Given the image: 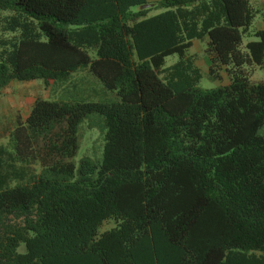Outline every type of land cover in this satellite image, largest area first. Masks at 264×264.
I'll use <instances>...</instances> for the list:
<instances>
[{
	"label": "trees",
	"instance_id": "trees-1",
	"mask_svg": "<svg viewBox=\"0 0 264 264\" xmlns=\"http://www.w3.org/2000/svg\"><path fill=\"white\" fill-rule=\"evenodd\" d=\"M147 2L0 0V90L85 70L108 97H36L16 115L0 144V264H264L257 10ZM194 39H207L209 76L222 65L228 83L199 84ZM84 120L103 143L76 161Z\"/></svg>",
	"mask_w": 264,
	"mask_h": 264
},
{
	"label": "rangeland",
	"instance_id": "rangeland-1",
	"mask_svg": "<svg viewBox=\"0 0 264 264\" xmlns=\"http://www.w3.org/2000/svg\"><path fill=\"white\" fill-rule=\"evenodd\" d=\"M249 1L256 10L262 4V0ZM154 2L155 0H150L147 2V5L152 6ZM155 12L157 11H152V13ZM259 27H264V10L257 11L251 25V30L259 29ZM251 40H256V37L253 35L243 37L244 43ZM206 42L207 39H194L187 53V55L192 57L194 64L201 71L202 78L199 84L204 87H211L228 83L229 78L222 65H214V73L217 77L213 78L209 76L208 66L210 59L205 52ZM178 59L179 56L176 53L166 56L165 66L172 65ZM248 69L252 81H264V66H251ZM102 90L100 83L85 70L73 72L68 81L62 84H57L52 80H49L45 84L42 79L11 81L6 87L0 90V144L6 147L8 146L9 131L15 124L16 115L18 114L24 118L36 97L90 101L106 100L108 97L103 95ZM91 115L97 116V114ZM86 120L80 125L82 137L80 138V147L75 157L76 161L83 155L98 154L100 145L103 143V137H101L98 129L96 127H89ZM100 138L101 142L99 141ZM112 225L113 222L111 220L105 221L101 231L109 229ZM20 250H23V245L20 246Z\"/></svg>",
	"mask_w": 264,
	"mask_h": 264
},
{
	"label": "crops",
	"instance_id": "crops-1",
	"mask_svg": "<svg viewBox=\"0 0 264 264\" xmlns=\"http://www.w3.org/2000/svg\"><path fill=\"white\" fill-rule=\"evenodd\" d=\"M150 1V0H147ZM156 1V0H155ZM264 10V0H262V4L260 7H257V11ZM255 18V17H254ZM254 20V19H253ZM259 29H264V27H259Z\"/></svg>",
	"mask_w": 264,
	"mask_h": 264
},
{
	"label": "water",
	"instance_id": "water-1",
	"mask_svg": "<svg viewBox=\"0 0 264 264\" xmlns=\"http://www.w3.org/2000/svg\"><path fill=\"white\" fill-rule=\"evenodd\" d=\"M146 6H148L147 4H144V5H141L140 7H146Z\"/></svg>",
	"mask_w": 264,
	"mask_h": 264
}]
</instances>
